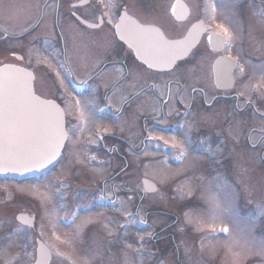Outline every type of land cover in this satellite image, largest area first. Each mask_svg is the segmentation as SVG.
Wrapping results in <instances>:
<instances>
[{"label":"rangeland","instance_id":"374dc122","mask_svg":"<svg viewBox=\"0 0 264 264\" xmlns=\"http://www.w3.org/2000/svg\"><path fill=\"white\" fill-rule=\"evenodd\" d=\"M11 1L18 4L0 6V18L5 15L9 16L8 19L16 20L19 0ZM226 7L231 8L232 4ZM239 29L242 30V27ZM244 31L247 32L246 36L251 34L249 28ZM251 40L249 48L257 50V39ZM227 51L235 52L232 47ZM206 52L209 53L199 45L195 53ZM239 53L244 69L238 73L237 88L243 97L236 101L240 104L256 97L255 104L261 105L264 103V88L261 87L264 84V66L260 63L254 66L256 56L242 51ZM73 75L84 77L83 72L76 74L73 71ZM62 96L69 104L73 103L70 94L63 92ZM105 100L106 93L95 90L77 98L79 104L76 103L78 107L74 114L68 112L71 107L68 109L65 104L66 112L71 114L68 118L75 124V131L69 132L64 157L49 176L41 181L0 183V264H33L37 238L50 249V264H179L174 259L183 264H264V245L261 243L264 241V214H261L264 213V168L259 165L257 151L252 149L253 145L260 152L263 148L259 137L251 134L252 126L261 125L260 120L253 117L244 119L245 124L250 126L244 134L239 133L235 138L239 142V151H245L246 157L240 158L245 159L248 168L243 172L233 167L227 159V155L235 151L236 140L233 142L221 137L211 148L214 151L219 146L223 152V155H217L215 162L207 154L193 156L195 154L190 149H181L166 156L159 152L157 156L126 158L128 164L120 172L119 190L125 193L121 194L123 198L134 196L132 206L138 218L145 221L146 229L124 226L117 232L114 224L123 214L117 208L106 210L94 206L85 213L71 208L87 198L86 201L90 202L93 194L112 196L114 191H118L116 185L103 179L115 171L116 160L124 164L125 159L106 158V164L94 167L89 164L92 158L79 152L83 147L82 138L95 125L105 122V117L94 114L95 108ZM207 115L211 118V113ZM201 121L204 124V119ZM126 122L127 119H124L121 125L125 126ZM235 128L233 131L238 133L239 127ZM159 137L165 141L170 139L164 135ZM249 150L250 153H247ZM240 152L236 153L242 155ZM240 164L242 161H239ZM241 168L244 167L238 169ZM73 175L78 181V176L81 179L89 176V179L73 189L68 182ZM141 177L152 179L158 190L146 194L140 185ZM71 182L74 185L80 183ZM20 210L36 214L32 228L16 222L14 214ZM167 210L178 215V220L170 228L173 235L170 238L183 252L174 247L168 249L159 238L163 234L160 231H163L164 220L171 222L174 219L172 215L168 218ZM108 228L113 229L110 231ZM223 228H227L228 232L222 236ZM94 230H107L109 236L99 237L106 235L101 232L97 239ZM111 232L121 247L116 246ZM5 245L6 251L3 250ZM3 251L4 255L8 254L7 258L2 256Z\"/></svg>","mask_w":264,"mask_h":264},{"label":"flooded vegetation","instance_id":"af4514ba","mask_svg":"<svg viewBox=\"0 0 264 264\" xmlns=\"http://www.w3.org/2000/svg\"><path fill=\"white\" fill-rule=\"evenodd\" d=\"M19 2V8L15 10L19 12L16 19L23 27L19 34L22 41L21 60L24 64H36L35 68L31 67L35 75V89L41 93H51L56 100L63 92L70 94L73 99L74 92L61 72L63 65L73 85H88L82 96L95 90L105 92L106 100L101 105H107L109 110L117 115L111 126L99 124L103 127V139L93 138L94 127L82 138L84 148L80 151L83 155L128 157L146 154L148 149L144 147L147 146L148 135L153 134L154 123L173 122L186 110H190L188 114L191 115L200 109L211 107V122L216 119L226 121L218 127V131L223 134L229 133L233 120L248 112L247 102L238 105L237 101L233 100L238 98L233 93L234 87L231 90H219L212 84H200L195 87L185 84L183 79H186L187 73L192 74L195 71V60L188 63L178 62L181 71L151 70L136 59L134 51L119 39L116 31L119 17L125 9L139 21L152 23L166 35L173 37L185 34L187 23L189 26L200 20L207 24L210 15L214 22L227 24L220 31L225 35L227 42L230 39L229 28L232 21L221 7L211 9L208 16L205 12L189 8L187 19L179 21L170 13L169 0ZM0 3L10 6L18 4L11 0H0ZM112 4L116 7H111ZM74 5L78 7H73ZM101 17L103 23H100ZM209 32L211 31H207ZM206 35H203L205 41ZM11 51L14 50L8 48L0 51V56L4 59L9 56L15 58ZM217 56L215 55V58ZM214 59L211 60L210 68ZM198 61V65L201 64L202 67L199 71L206 72L209 60L203 58ZM73 71L76 74L83 72L84 77H75ZM171 83L177 84L176 90H171ZM218 98L225 100H217ZM75 107L78 105L75 104ZM252 109L263 115L261 111H256L255 106H252ZM204 113L207 114V111ZM124 119H127L125 126L121 125ZM71 128H75L74 123ZM86 142L90 145H86Z\"/></svg>","mask_w":264,"mask_h":264},{"label":"snow or ice","instance_id":"6c2138e0","mask_svg":"<svg viewBox=\"0 0 264 264\" xmlns=\"http://www.w3.org/2000/svg\"><path fill=\"white\" fill-rule=\"evenodd\" d=\"M73 7H78V5ZM111 7H116V5L112 4ZM119 19L121 23L127 19L126 9ZM100 23H103V17L100 18ZM117 31L120 32L119 39L125 40V34L119 25ZM147 31H154V29L137 25L136 32L129 34L128 42L132 44L134 40L139 39L140 33ZM162 42L168 44L167 41ZM175 46V44L171 45V47ZM184 51L186 52L187 49ZM137 54L139 55V45H137ZM175 59L176 57L172 56L167 60V63L172 66L170 70L181 71V65L174 64ZM145 63L149 64V67L153 66L147 60ZM233 68H239V71L243 72L242 66L229 61L228 70L231 71ZM27 75L31 79V74ZM76 103L79 104V101ZM63 115L64 110L55 101L40 100L33 94L30 86L21 88L18 77L0 75V170L5 167L18 170L20 167H27L30 162H51L64 147V141L67 139V132L63 128ZM261 118L264 119V115ZM98 139H103V137H98ZM261 148H264V142H261ZM206 154L210 160L215 162L217 155H223V152L217 146L214 151L209 149ZM221 231L227 233L228 229L223 228ZM261 243L264 245V241Z\"/></svg>","mask_w":264,"mask_h":264},{"label":"water","instance_id":"95a60500","mask_svg":"<svg viewBox=\"0 0 264 264\" xmlns=\"http://www.w3.org/2000/svg\"><path fill=\"white\" fill-rule=\"evenodd\" d=\"M179 5H183V2H180L177 0L174 3V6L177 7ZM198 31L195 32V34H191L188 33L186 37L179 39V40H166V39H162V41H167L168 44H164L163 42L159 43V44H154V53H156V51H159V55L162 59L164 60L166 66L163 67L162 66H155L156 68H169L171 67L168 63L167 60L172 57L175 56L176 59L174 60V63L176 60L185 57L189 51L192 49V47L197 43L199 35H200V31L199 29H197ZM156 34L154 31H150V34ZM175 44V47H171V45ZM187 49V51L185 52L184 50ZM225 58H219L215 61L214 63V72H215V78L216 80H218L220 77L223 76V78H228L229 80V70H228V61L224 60ZM154 64H156L158 62V60L156 59V57L154 56V58L151 60ZM218 62V63H217ZM223 71H220L221 68H218L219 66L221 67ZM27 74H31L28 71H25L23 69H20L18 67L15 66H11V65H4L0 67V75L4 76V77H9V76H14V77H18L19 78V84L21 88H25L30 86L32 89L33 94L38 97L40 100H45V101H53V100H47L44 98H41L39 96H37L34 93L33 90V86H32V80H33V76L31 74V79L28 78ZM56 104H58L57 102H55ZM59 105V104H58ZM60 107V105H59ZM61 108V107H60ZM62 109V108H61ZM63 128H64V115H63ZM65 130V128H64ZM61 150V149H60ZM60 152V151H59ZM59 155V154H58ZM58 155L53 158L51 160V162L48 161H44L43 163H35V162H30L28 164L27 167H20L18 168V170H14L12 168H8L5 167L3 170H0V173H9V174H29L35 171H39L45 167H47L49 164H51L57 157ZM143 185L145 187V189L149 192H152L156 189V186L153 182L147 180V179H143ZM18 219L20 221H22L23 223H26L28 225H32L33 220L29 217H27L25 214H20L18 215ZM50 259L49 254L47 253V251L45 250V248L43 247V244L38 241V247H37V259L35 264H48Z\"/></svg>","mask_w":264,"mask_h":264}]
</instances>
